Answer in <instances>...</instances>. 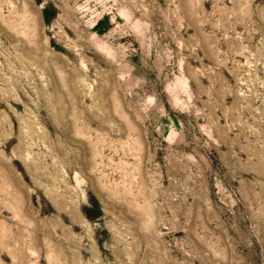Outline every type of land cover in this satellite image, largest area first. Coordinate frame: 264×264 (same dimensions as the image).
Here are the masks:
<instances>
[{
    "label": "rangeland",
    "instance_id": "rangeland-1",
    "mask_svg": "<svg viewBox=\"0 0 264 264\" xmlns=\"http://www.w3.org/2000/svg\"><path fill=\"white\" fill-rule=\"evenodd\" d=\"M0 264H264V0H0Z\"/></svg>",
    "mask_w": 264,
    "mask_h": 264
},
{
    "label": "trees",
    "instance_id": "trees-1",
    "mask_svg": "<svg viewBox=\"0 0 264 264\" xmlns=\"http://www.w3.org/2000/svg\"><path fill=\"white\" fill-rule=\"evenodd\" d=\"M44 16H45L46 21H49V14H48L47 9L44 10Z\"/></svg>",
    "mask_w": 264,
    "mask_h": 264
}]
</instances>
